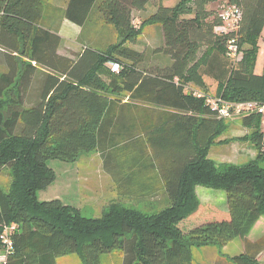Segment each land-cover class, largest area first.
Here are the masks:
<instances>
[{
    "label": "trees",
    "instance_id": "obj_1",
    "mask_svg": "<svg viewBox=\"0 0 264 264\" xmlns=\"http://www.w3.org/2000/svg\"><path fill=\"white\" fill-rule=\"evenodd\" d=\"M45 1L0 0V174L6 168L9 176L0 186V234L3 225H16L3 264H56L69 254L99 264L101 254L112 252L123 255L122 264H193V249H221L236 238L245 251L231 264H259L263 117L251 113L241 120L255 159L215 165L207 154L223 121L208 104L204 78L216 84L215 98L264 103V61L261 72L254 71L264 0L158 3L137 25L135 14L154 0H68L55 9L60 20L84 27L96 13L117 35L107 48L86 47L74 60L58 54L61 38L46 24ZM218 2L241 13L223 35L214 30L221 25ZM148 26L158 27L162 39L152 51L160 57L149 65L144 51L130 46ZM229 38L238 59L226 56ZM94 151L107 159L109 172L122 168L132 180L140 172L137 181L154 184L144 170L156 168L163 201L140 210L125 206L119 194L100 217L87 218L59 199H40L56 179L50 162H73ZM123 181H114L117 190ZM196 186L223 190L226 209L202 205Z\"/></svg>",
    "mask_w": 264,
    "mask_h": 264
},
{
    "label": "crops",
    "instance_id": "obj_2",
    "mask_svg": "<svg viewBox=\"0 0 264 264\" xmlns=\"http://www.w3.org/2000/svg\"><path fill=\"white\" fill-rule=\"evenodd\" d=\"M169 1V2H168ZM68 0H46L45 3V18L46 24L50 29L58 30V35L61 38V42L58 48V54L67 57L69 59H76L79 54L86 48L91 47L96 50H103L107 48L110 44H113L117 40V35L115 29L109 26H105L100 19V17L93 13L91 18L87 22L84 27H80L75 25L65 19L60 20L58 16V12L55 9H63L66 7ZM158 3H162L164 6H173L175 4V0H154L151 4L147 5L146 10L144 12L135 14V25L138 24L139 17L142 15H146L155 10V7ZM210 7V6H209ZM90 26V29L87 30V27ZM149 27V26H148ZM156 27V26H155ZM158 28V27H156ZM160 31V29H159ZM17 57H19L17 55ZM160 56L156 55L155 59L158 60ZM23 61H28L25 58H22ZM33 65V63H32ZM262 69V67H261ZM257 73V72H255ZM1 75V71H0ZM204 83L207 86L208 92L209 90H215L216 84L209 78H204ZM127 98L124 99L123 102H126ZM149 108V107H144ZM256 152V151H255ZM92 153V152H91ZM96 154L101 174L108 180V183L105 187L96 186L95 190L91 188L90 195L83 194V190L80 188V181L78 182V169L76 165H70L73 162H57L54 166L52 163V168L55 171L56 179L44 192L47 194V199H59L65 205H70L76 207L80 210V206L89 205L93 207H102L106 206L109 202L114 199L119 198V194L122 198L125 199V206H157L161 201H163V186L161 183V177L156 168L152 173L145 171L147 174L146 177L150 178L152 183L147 184L137 181L136 176L139 173H136L132 178L129 177L130 173L120 172V170H111L110 172L107 168H104L103 165L107 161L104 157H102L98 152H93ZM255 156V155H254ZM112 161V160H111ZM113 162V161H112ZM112 162H109L112 164ZM130 178V179H129ZM124 179L123 183L120 184L122 186L119 190H117V185L115 182H120ZM114 180V181H113ZM144 181V180H143ZM63 185L61 190H58L57 187ZM202 186L195 187V193L197 195L198 200L201 204H211L212 203V194L209 191H201ZM210 189V188H208ZM43 192V193H44ZM84 196L88 197V202H84ZM120 196V198H121ZM223 206V205H222ZM224 207V206H223ZM224 209H226L224 207ZM264 235V231L261 233L260 237ZM258 238L249 237L248 240L250 242H254ZM233 240L224 248H216V247H203L198 248L204 250V255L207 259L205 263H194L193 257L195 256V252H191L192 255V263L193 264H231V258L234 256L240 255L245 251V242L242 238H238L239 241ZM238 242V243H235ZM236 244L235 252L231 251V245ZM255 250V249H252ZM250 250V251H252ZM199 252V251H197ZM254 252V251H252ZM197 254V253H196ZM256 260L259 264H264V248L259 250Z\"/></svg>",
    "mask_w": 264,
    "mask_h": 264
},
{
    "label": "rangeland",
    "instance_id": "obj_3",
    "mask_svg": "<svg viewBox=\"0 0 264 264\" xmlns=\"http://www.w3.org/2000/svg\"><path fill=\"white\" fill-rule=\"evenodd\" d=\"M169 2V1H168ZM223 3V2H222ZM221 2L215 3L213 6L218 10L220 9V6L222 5ZM89 25L87 27V30L90 29ZM161 39V33L158 28L155 26H149L146 27L143 30V33L139 37L138 41L134 44H130L131 48L138 50V51H144L146 59H148L147 65L151 63H155V56L152 51L160 47L162 44ZM258 46L259 50L257 53V59L254 66V71L257 73L261 72V67L263 65L264 61V28L262 30V33L258 39ZM241 56V52H239V55L237 59ZM208 92V90L206 91ZM208 95L212 98L215 97V90H209ZM244 116V115H242ZM242 116H234L230 119H225L223 121V126L220 131V134L214 139V142L211 144V147L209 148L207 157L211 159L215 165L220 164H235V165H242L245 164L251 160L255 159L256 156V150L253 148V146L250 144V141L247 140V137L250 135V129L246 128L242 125ZM261 127L264 131V118L261 120ZM244 139L242 140V138ZM221 141H224L221 143ZM255 155V156H254ZM59 161L50 162L49 165L53 166ZM70 165H76L78 169V182L80 181V185L82 186L80 189L83 190V194L90 195V189L93 188L95 190L96 186H103L105 187L108 183V180L104 178V176L101 174L99 162L97 159V156L95 153H88V154H80L77 159L73 161ZM120 172L122 171V168L119 169ZM125 172V170H124ZM9 180L8 176V170L6 168L3 169V173L0 174V186H5ZM63 185L58 186V190H61ZM201 191H209L212 196V203L211 204H202V205H208V206H214L218 209L223 210L224 207L226 208V198L225 193L223 190H214V189H208L206 187H203ZM40 199H47V194L41 193ZM197 196V195H196ZM84 202H88V197L84 196ZM224 207H223V206ZM133 207V206H128ZM145 209L148 207L144 206ZM140 210H143L142 206L139 207H133ZM107 209V206L102 207H93L89 205H83L80 206L81 215L87 218H97L100 217L105 210ZM254 233H257L255 231ZM253 233V234H254ZM236 241H239L238 238ZM238 243V242H235ZM236 244H232L231 251L235 252V246ZM198 248L193 249L195 252V256L193 257L194 263H205L207 262V259L204 255V250ZM199 251V252H197ZM197 253V254H196ZM123 262V255L118 252H112L108 254H101L99 256V264H122ZM56 264H82L79 257L76 254H69L66 256H61L56 259Z\"/></svg>",
    "mask_w": 264,
    "mask_h": 264
},
{
    "label": "built area",
    "instance_id": "obj_4",
    "mask_svg": "<svg viewBox=\"0 0 264 264\" xmlns=\"http://www.w3.org/2000/svg\"><path fill=\"white\" fill-rule=\"evenodd\" d=\"M241 13L240 9L234 5H222L220 8V20L221 25L217 26L214 30L216 34H226L229 31L235 29L237 21L240 19ZM239 55V50L234 39L229 38L226 43V56L229 59H237ZM109 69L118 73L120 67L116 63H109ZM200 96L199 94H195ZM208 104L215 111L218 119H230L234 116H242L259 114L264 118V103L258 104L256 102H242V103H230L224 101L220 98L210 97ZM16 230L15 224H5L2 227V232L0 234V264H3L7 256L11 253L12 250V236Z\"/></svg>",
    "mask_w": 264,
    "mask_h": 264
}]
</instances>
